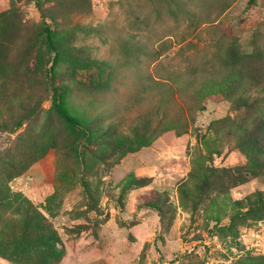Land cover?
Masks as SVG:
<instances>
[{
	"label": "rangeland",
	"instance_id": "374dc122",
	"mask_svg": "<svg viewBox=\"0 0 264 264\" xmlns=\"http://www.w3.org/2000/svg\"><path fill=\"white\" fill-rule=\"evenodd\" d=\"M227 54L264 55V0H0L4 251L264 264V98L224 81ZM25 259L0 264H41Z\"/></svg>",
	"mask_w": 264,
	"mask_h": 264
},
{
	"label": "trees",
	"instance_id": "16d2710c",
	"mask_svg": "<svg viewBox=\"0 0 264 264\" xmlns=\"http://www.w3.org/2000/svg\"><path fill=\"white\" fill-rule=\"evenodd\" d=\"M226 5H229V3L226 2ZM44 32L45 38L47 40V45L54 54L51 67L49 69L50 73L53 71L55 65L58 64L59 52L57 50L55 38L50 27L46 26L44 28ZM234 57L238 58L236 56H232L231 54H227V57L222 58L224 59V63L220 67L223 68V72H225L224 81L229 82V78L232 79L234 77L236 78L235 80L237 81L239 87H249L250 89L257 92L260 98H264V55L248 56L239 60L234 59ZM228 63H231V65H227ZM36 66H39L38 61ZM63 93L64 92L62 89L52 87L51 109L69 127H72L74 129H85L83 123L68 110ZM20 127L21 122H16L15 124H13L10 131L14 132ZM8 164H10V166L13 168L15 166V163H13V161H7L6 165ZM36 215L40 216L37 212ZM37 219L32 220V222L36 227L41 228L42 221L38 217ZM27 228L28 225H25L22 229L26 231ZM37 230L41 231V229ZM27 239L29 242L27 241ZM29 239V237L22 236V240H24L23 247L31 246L30 253H34V255H32L31 257L30 253L27 252H22L21 254L14 253V250L12 248H10V251L6 253L4 251L5 243L3 244L2 241H0V255L5 254L7 255V258L16 261H23L26 260L25 258H31L41 264H46L47 262H49L50 260L48 258H54V255L47 254L44 249L41 248L42 246H46V243L41 242L39 236L35 237V239H31V241ZM34 244L35 246H33Z\"/></svg>",
	"mask_w": 264,
	"mask_h": 264
}]
</instances>
